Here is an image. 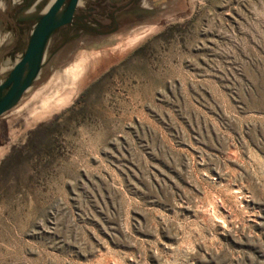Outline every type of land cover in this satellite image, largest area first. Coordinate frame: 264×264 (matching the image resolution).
<instances>
[{
	"label": "rangeland",
	"instance_id": "374dc122",
	"mask_svg": "<svg viewBox=\"0 0 264 264\" xmlns=\"http://www.w3.org/2000/svg\"><path fill=\"white\" fill-rule=\"evenodd\" d=\"M0 264H264V0H80L0 115Z\"/></svg>",
	"mask_w": 264,
	"mask_h": 264
},
{
	"label": "water",
	"instance_id": "95a60500",
	"mask_svg": "<svg viewBox=\"0 0 264 264\" xmlns=\"http://www.w3.org/2000/svg\"><path fill=\"white\" fill-rule=\"evenodd\" d=\"M25 0H12L9 8ZM80 0H27L19 6L15 20H32L25 39L13 45L16 39L14 30L4 31L0 18V70L4 72L0 79V115L8 111L22 96L38 75L44 60L47 46L53 32L73 20ZM1 11L6 3L1 2ZM27 8L28 12H25Z\"/></svg>",
	"mask_w": 264,
	"mask_h": 264
},
{
	"label": "bare ground",
	"instance_id": "6f19581e",
	"mask_svg": "<svg viewBox=\"0 0 264 264\" xmlns=\"http://www.w3.org/2000/svg\"><path fill=\"white\" fill-rule=\"evenodd\" d=\"M84 64H85V60L84 58L81 57L79 58L78 61H76V63L64 69L62 73L56 74L54 76L53 80L51 81V84H48V86L51 88V91L49 93H46L45 95L46 98L42 101L43 102V105L41 106L42 109L40 110L39 114L36 116V119L39 120V118H43L52 109H55L60 105L64 104L65 102L67 103V101H70L69 99L71 98L73 93L76 91L77 88L82 87L81 84L86 79L84 75V71L87 65L85 66Z\"/></svg>",
	"mask_w": 264,
	"mask_h": 264
}]
</instances>
